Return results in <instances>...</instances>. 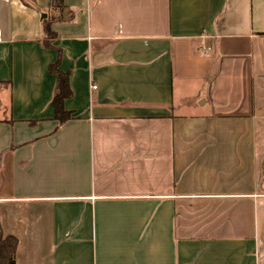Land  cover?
Segmentation results:
<instances>
[{"label": "crops", "instance_id": "0c3cea01", "mask_svg": "<svg viewBox=\"0 0 264 264\" xmlns=\"http://www.w3.org/2000/svg\"><path fill=\"white\" fill-rule=\"evenodd\" d=\"M0 224L16 264H264V0H0Z\"/></svg>", "mask_w": 264, "mask_h": 264}, {"label": "trees", "instance_id": "16d2710c", "mask_svg": "<svg viewBox=\"0 0 264 264\" xmlns=\"http://www.w3.org/2000/svg\"><path fill=\"white\" fill-rule=\"evenodd\" d=\"M53 9L60 11L63 9V0H53ZM45 30L49 37L52 36L51 22L46 21ZM53 71H55L54 67ZM58 74V88L55 95V111L56 117L60 122H64V119L68 116L67 112L63 109L62 99L64 92L68 94V86L66 76ZM18 246V239L12 234H5L0 224V264H16V251Z\"/></svg>", "mask_w": 264, "mask_h": 264}, {"label": "built area", "instance_id": "2783aa9c", "mask_svg": "<svg viewBox=\"0 0 264 264\" xmlns=\"http://www.w3.org/2000/svg\"><path fill=\"white\" fill-rule=\"evenodd\" d=\"M93 87L96 88V85H94Z\"/></svg>", "mask_w": 264, "mask_h": 264}, {"label": "water", "instance_id": "95a60500", "mask_svg": "<svg viewBox=\"0 0 264 264\" xmlns=\"http://www.w3.org/2000/svg\"><path fill=\"white\" fill-rule=\"evenodd\" d=\"M45 16V15H44Z\"/></svg>", "mask_w": 264, "mask_h": 264}]
</instances>
